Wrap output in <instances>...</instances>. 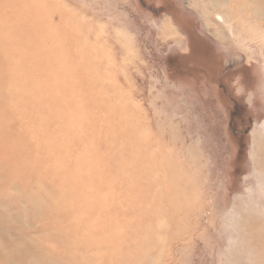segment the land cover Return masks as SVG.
Instances as JSON below:
<instances>
[{"label": "rangeland", "instance_id": "obj_1", "mask_svg": "<svg viewBox=\"0 0 264 264\" xmlns=\"http://www.w3.org/2000/svg\"><path fill=\"white\" fill-rule=\"evenodd\" d=\"M24 1L0 0V264H264V0Z\"/></svg>", "mask_w": 264, "mask_h": 264}, {"label": "bare ground", "instance_id": "obj_2", "mask_svg": "<svg viewBox=\"0 0 264 264\" xmlns=\"http://www.w3.org/2000/svg\"><path fill=\"white\" fill-rule=\"evenodd\" d=\"M24 1V0H23ZM46 1V0H45ZM248 1H250L252 4H255V5H258L257 4V2H256V0H248ZM25 2V1H24ZM26 2H28V0L26 1ZM39 2V1H38ZM38 2H37V4H38ZM16 3V2H15ZM42 3V2H41ZM34 5V4H33ZM45 5H47V4H44V6ZM261 5V4H260ZM28 6V5H27ZM35 6V5H34ZM48 6V5H47ZM259 6V5H258ZM262 6H263V4H262ZM37 7V6H36ZM42 7V6H41ZM261 7V6H260ZM17 8V7H16ZM24 8V7H23ZM253 8H255V7H253ZM257 8V7H256ZM255 8V9H256ZM27 9V8H26ZM36 9V8H35ZM8 10V9H7ZM259 10V9H258ZM4 11V10H3ZM12 11H13V8H12ZM37 12V11H36ZM253 12V10L251 11V13ZM257 12V11H256ZM12 13V12H11ZM29 13V12H28ZM259 13V12H258ZM258 13H256V14H258ZM13 15V14H12ZM35 15H37V14H35ZM251 15H253V14H251ZM1 17V16H0ZM253 17V16H252ZM216 18V17H215ZM254 18V17H253ZM12 20V19H11ZM35 20H37V19H35ZM216 20H218L219 22H220V24L221 23H223L224 22V20H223V18L221 17V16H217V19ZM25 22V21H24ZM28 22V21H27ZM10 23V22H9ZM2 24V23H1ZM35 25V24H34ZM35 27V26H34ZM225 27V26H224ZM39 28V27H38ZM36 29V28H35ZM37 30V29H36ZM8 36H10L9 34H8ZM17 37V36H16ZM14 38V37H13ZM11 39V38H10ZM16 39V38H15ZM18 39V38H17ZM24 40H26V39H24ZM20 41V40H19ZM25 42V41H24ZM2 43V42H1ZM2 45V44H1ZM10 45V44H9ZM0 47H2V46H0ZM4 47H8V45H6V46H4ZM15 47V46H14ZM10 48V47H9ZM7 49V48H6ZM5 49V50H6ZM22 49V48H21ZM25 49V48H24ZM11 51V50H10ZM8 52V51H7ZM10 57V56H9ZM11 58V57H10ZM15 61V60H14ZM19 61H20V59H19ZM26 61V60H25ZM17 62V61H16ZM20 65V64H19ZM20 67H21V65H20ZM23 69V68H22ZM16 70H18V69H16ZM33 76V75H32ZM31 77V76H30ZM2 78H3V76H2ZM16 79V78H15ZM15 79H13V80H15ZM12 81V80H11ZM20 81H22V80H20ZM8 82H9V80H8ZM19 82V81H18ZM17 82V83H18ZM40 82V81H39ZM4 85V84H3ZM42 85V84H41ZM115 85V84H114ZM15 86V85H14ZM112 87V86H111ZM10 88H11V86H10ZM14 89H15V87H13ZM12 88V89H13ZM21 88V87H20ZM109 88V87H108ZM1 89V88H0ZM8 89V88H7ZM114 89V88H113ZM116 89V88H115ZM3 90V89H2ZM5 90V89H4ZM16 90V89H15ZM9 91H11V90H9ZM109 91H112V90H109ZM114 91V90H113ZM20 92V91H19ZM118 92V91H117ZM16 95V94H15ZM20 95V94H19ZM21 96V95H20ZM12 99V98H11ZM16 99V98H15ZM17 100V99H16ZM12 101H15V100H12ZM11 101V102H12ZM15 102H13V104H14ZM16 106V105H15ZM20 107V106H19ZM17 108V107H16ZM21 108V107H20ZM19 108V109H20ZM18 109V108H17ZM16 110V109H15ZM53 116V115H52ZM70 118V117H69ZM55 124V123H54ZM74 124H76V123H74ZM53 125V124H52ZM51 127V126H50ZM21 128V127H20ZM56 130H58V129H56ZM33 132V131H32ZM60 132V131H59ZM59 132H57V133H59ZM80 133H82V132H80ZM53 134V133H52ZM78 134V133H77ZM82 135H84V134H82ZM45 136H47V135H45ZM53 136H54V134H53ZM55 136H56V134H55ZM61 137V136H60ZM67 137V136H66ZM43 138V137H42ZM65 138V137H64ZM68 138V137H67ZM39 139V138H38ZM52 139V138H51ZM50 139V140H51ZM72 139H73V137H72ZM35 140V139H34ZM45 141V140H44ZM48 141V140H47ZM49 142V141H48ZM46 143V142H45ZM72 143V142H71ZM56 146V145H55ZM71 147V146H70ZM73 147V146H72ZM74 147H75V145H74ZM43 148V147H42ZM48 148H49V146H48ZM66 148V147H65ZM25 149V148H24ZM52 149H53V147H52ZM26 150V149H25ZM39 151V150H38ZM51 151V150H50ZM76 151V150H75ZM35 152V151H34ZM64 152V151H63ZM65 153V152H64ZM81 153V152H80ZM33 154V153H32ZM36 154V153H35ZM20 155V154H19ZM18 155V156H19ZM22 156V155H21ZM22 157H24V156H22ZM32 157H34V156H32ZM36 158V157H35ZM80 158V157H79ZM7 159H8V157H7ZM14 159H16V158H14ZM54 159V158H53ZM64 159V158H63ZM39 160V159H38ZM13 162V161H12ZM16 161H14V163H15ZM28 162V161H27ZM30 162V161H29ZM56 162V161H55ZM58 162H60V161H58ZM47 163V162H46ZM16 164V163H15ZM44 164V163H43ZM162 165L163 166H166V162H165V160L163 159V163H162ZM53 166V165H52ZM60 166V165H59ZM77 166V165H76ZM17 167V166H16ZM2 168V167H1ZM162 168V167H161ZM258 168H260V166L258 167ZM26 169V168H25ZM75 169V168H74ZM166 169V168H165ZM167 169H168V167H167ZM11 170V169H10ZM30 170V169H29ZM162 170V169H161ZM12 171V170H11ZM15 171V170H14ZM35 171V170H34ZM5 172V171H4ZM154 172V171H153ZM6 173V172H5ZM37 173V172H36ZM35 173V174H36ZM39 173V172H38ZM73 174V173H72ZM51 176V175H50ZM172 176V175H171ZM39 177V176H38ZM41 177V176H40ZM77 178H78V176H77ZM171 178H173V176L171 177ZM171 178H169V179H171ZM35 179V178H34ZM168 179V180H169ZM15 180V179H14ZM155 180V179H154ZM167 180V179H166ZM12 181V180H11ZM34 181V180H33ZM157 181V180H156ZM40 182H41V180H40ZM168 182V181H167ZM169 183H170V181H169ZM11 184V183H10ZM57 184V183H56ZM159 185V184H158ZM10 186V185H9ZM54 186H56V185H54ZM172 186V185H171ZM41 187V186H40ZM46 188H49V187H46ZM35 189V188H34ZM33 189V190H34ZM43 189V188H42ZM64 189V188H63ZM173 189V188H172ZM32 190V189H31ZM38 191V190H37ZM36 191V192H37ZM49 191V190H48ZM59 191V190H58ZM17 192H19V191H17ZM29 192V191H28ZM47 192V191H46ZM62 192V191H61ZM168 193H169V191H168ZM170 194V193H169ZM172 194V193H171ZM174 194H175V192H174ZM35 195V194H34ZM41 195V194H40ZM49 195V194H48ZM155 195H156V193H155ZM154 195V196H155ZM177 195V194H176ZM168 196V195H167ZM178 196V195H177ZM29 197V196H28ZM31 197V196H30ZM39 197V196H38ZM41 197V196H40ZM43 197V196H42ZM49 197V196H48ZM44 198V197H43ZM42 198V199H43ZM173 198H174V196H173ZM51 199H53V198H51ZM153 199V198H152ZM169 199H171V198H168V200ZM177 199V198H176ZM10 200H12L11 198H10ZM14 200V199H13ZM23 200V199H22ZM26 200V199H25ZM28 200V199H27ZM33 200V199H32ZM36 200V199H35ZM167 200V201H168ZM24 201V200H23ZM174 201V200H173ZM179 201H180V199H179ZM10 202V201H9ZM31 202V201H30ZM171 202V201H170ZM23 204V203H22ZM44 204H45V202H44ZM173 204V203H172ZM171 204V205H172ZM176 204V203H175ZM36 205V204H35ZM41 205V204H40ZM5 206V205H4ZM25 206V205H24ZM47 206H48V204H47ZM3 207V206H2ZM10 207V206H9ZM23 207V206H22ZM179 207H181V205L179 206ZM178 207V208H179ZM252 207V206H251ZM5 208V207H4ZM8 208V207H7ZM35 208V207H34ZM40 208V207H39ZM44 208V207H43ZM52 208V207H51ZM173 208V207H172ZM177 208V209H178ZM17 209V208H16ZM49 209H50V207H49ZM173 209H175V208H173ZM251 209V208H250ZM1 210V209H0ZM8 210V209H7ZM7 210H4V211H7ZM19 210V209H18ZM35 210V209H34ZM44 210H45V208H44ZM167 210H169V209H167ZM39 211V210H38ZM37 211V212H38ZM249 211V210H248ZM1 212V211H0ZM8 212V211H7ZM172 212V211H171ZM56 213H57V211H56ZM173 213H174V211H173ZM1 214V213H0ZM39 214H41V213H39ZM99 214V213H98ZM248 214V213H247ZM9 215V214H8ZM42 215V214H41ZM184 215V214H183ZM94 216V215H93ZM176 216V215H175ZM175 216H174V218H175ZM180 216V215H179ZM182 216V215H181ZM246 216V215H245ZM1 217H3V216H1ZM6 217V216H5ZM98 217V216H97ZM100 218V217H99ZM106 218V217H105ZM171 218H172V216H171ZM183 218H186V217H183ZM107 219V218H106ZM106 219H103L102 218V220H106ZM173 219V218H172ZM22 220H24V219H22ZM101 220V219H100ZM174 220V219H173ZM250 220V219H249ZM25 221V220H24ZM174 222V221H173ZM250 222V221H249ZM103 223V222H102ZM102 223H100V224H102ZM171 223H172V221H171ZM254 223V222H253ZM246 224V223H245ZM252 224V223H251ZM251 224H249V225H251ZM169 226V225H168ZM167 226V227H168ZM245 226V225H244ZM247 226V225H246ZM134 227H136V226H134ZM173 227V226H172ZM138 228V227H137ZM242 228H244V227H242ZM258 228V227H257ZM9 229V228H8ZM52 229V228H51ZM174 229H175V227H174ZM138 230H140V229H138ZM158 230V229H157ZM242 230H244V229H242ZM2 231V230H1ZM160 231V230H159ZM171 231V230H170ZM3 232V231H2ZM153 232V231H152ZM161 232V231H160ZM164 232V231H163ZM137 233V232H136ZM149 233V232H148ZM172 233H174L173 231H172ZM254 233V232H253ZM262 233V232H261ZM39 234V233H38ZM41 234V233H40ZM136 235V234H135ZM151 236V235H150ZM171 236H173V235H171ZM155 237V236H154ZM253 237V236H252ZM153 237H151V239H152ZM168 238H170L169 236H168ZM254 238V237H253ZM163 239V238H162ZM173 239V238H172ZM155 241H156V239H154ZM252 240V239H251ZM2 241V240H1ZM149 241H151V240H149ZM153 241V240H152ZM246 241V240H245ZM248 242V241H247ZM149 243V242H148ZM153 244H154V242H153ZM149 245H151V243L149 244ZM243 245L245 246V244H244V241H243ZM151 247H152V245H151ZM157 247V246H156ZM248 247H249V245H248ZM7 248V247H6ZM137 249V248H136ZM135 249V250H136ZM134 250V251H135ZM251 250V249H250ZM10 251V250H9ZM29 251V250H28ZM141 251V250H140ZM22 252V251H21ZM27 252V251H26ZM137 252H138V249H137ZM251 252V251H250ZM33 255V254H32ZM23 256V255H22ZM252 256V255H251ZM21 257V256H20ZM26 257H27V260H28V258H29V255H26ZM134 257V256H133ZM259 257V256H258ZM261 257V256H260ZM129 258V257H128ZM135 258H137V257H135ZM245 258V257H244ZM253 258H255V257H253ZM89 259V258H88ZM134 259V258H133ZM132 259V260H133ZM259 259V258H258ZM264 259V258H263ZM78 260V259H77ZM96 260L97 259H94V261H91L89 264H97V262H96ZM255 260V259H254ZM89 261V260H88ZM87 261V262H88ZM129 261V260H128ZM243 257H237V261L235 262V264H243ZM257 261V260H256ZM44 262V261H43ZM248 262V261H247ZM259 262H261V261H259ZM131 263V262H130ZM167 263V262H166ZM245 263V262H244ZM256 263V262H255ZM262 263V262H261ZM50 264H56L55 262H51ZM127 264V263H126ZM132 264V263H131ZM170 264V263H169ZM176 264V263H175ZM249 264V263H248ZM252 264V263H251Z\"/></svg>", "mask_w": 264, "mask_h": 264}]
</instances>
